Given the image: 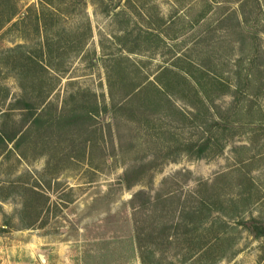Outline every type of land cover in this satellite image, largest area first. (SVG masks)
<instances>
[{
  "label": "rangeland",
  "instance_id": "obj_1",
  "mask_svg": "<svg viewBox=\"0 0 264 264\" xmlns=\"http://www.w3.org/2000/svg\"><path fill=\"white\" fill-rule=\"evenodd\" d=\"M0 112V264H264V0H0Z\"/></svg>",
  "mask_w": 264,
  "mask_h": 264
},
{
  "label": "trees",
  "instance_id": "obj_2",
  "mask_svg": "<svg viewBox=\"0 0 264 264\" xmlns=\"http://www.w3.org/2000/svg\"><path fill=\"white\" fill-rule=\"evenodd\" d=\"M17 102L21 101L23 102V106H21L22 108H25L26 110V114L27 113H34V103L33 101L27 100V99H17ZM2 113V112H0ZM38 113L36 115V117H34L35 120L38 119ZM19 133V127L15 126L12 128V130H10L9 132H6L4 130V128L0 125V153L5 151L7 149V146L10 142L13 141V147H17L18 146V140H17V134ZM12 184V182L10 183ZM14 188H20L21 186H15V185H11ZM37 185H30L29 188L24 189L23 191H16V193H13V195H18L21 193L22 197H23V202H21L20 207H16L15 211H14V215L17 217V220H23L24 216L22 213H26L27 210H35L36 206L32 205V207H30V203L33 200L34 197H42L44 199V203L49 205L50 204V197L48 194H46L45 192H41L38 189H36ZM4 188L3 185H0V192H2V189ZM6 199L5 197L0 195V200H4ZM35 199V198H34ZM3 217L6 218V214H3ZM6 221V220H5ZM26 226H31L32 222H26L24 223ZM250 227H251V231L257 235V236H264V223H259V222H252L250 223ZM1 231H6L5 227H1L0 228ZM144 251V250H143ZM142 248L139 245V257L140 260L142 262V264H162L160 263V261L158 259H154V256L143 252Z\"/></svg>",
  "mask_w": 264,
  "mask_h": 264
},
{
  "label": "water",
  "instance_id": "obj_3",
  "mask_svg": "<svg viewBox=\"0 0 264 264\" xmlns=\"http://www.w3.org/2000/svg\"><path fill=\"white\" fill-rule=\"evenodd\" d=\"M36 255H37L38 259H39L43 264H46V263H47L46 251L37 249V250H36Z\"/></svg>",
  "mask_w": 264,
  "mask_h": 264
},
{
  "label": "bare ground",
  "instance_id": "obj_4",
  "mask_svg": "<svg viewBox=\"0 0 264 264\" xmlns=\"http://www.w3.org/2000/svg\"><path fill=\"white\" fill-rule=\"evenodd\" d=\"M35 251H36V250H35ZM35 251H34V252H35ZM35 254H36V253H35Z\"/></svg>",
  "mask_w": 264,
  "mask_h": 264
}]
</instances>
